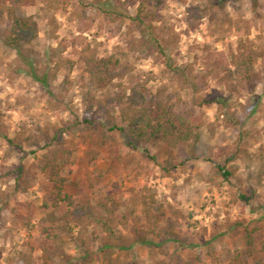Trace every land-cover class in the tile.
<instances>
[{
	"label": "rangeland",
	"instance_id": "obj_1",
	"mask_svg": "<svg viewBox=\"0 0 264 264\" xmlns=\"http://www.w3.org/2000/svg\"><path fill=\"white\" fill-rule=\"evenodd\" d=\"M32 1L19 8L38 23L31 44L18 51L6 47L1 33L9 22L0 19V264H22L20 252L30 254L33 264H103L100 248L114 243L100 225L86 227L91 255H84L74 241L80 228L61 220L67 206H50L51 186L34 163L43 153L38 133L59 128L73 144L72 162L63 172L73 200L88 196L93 206L106 200L112 231L123 247L140 233L160 232L159 238L147 236L150 244L114 249L111 259L122 264H252L251 258H242L243 229L234 224L257 226L256 247L264 243V0L254 5L228 0L214 21L207 16L195 30L187 27L185 9L197 0H160L157 19L143 24L131 20L135 6L119 4L125 0ZM109 7L126 16L105 17L100 8ZM148 36L165 56L143 57L136 50ZM240 48L258 56L250 81L237 82L212 66L220 58L233 71L232 57ZM81 54L113 55L133 67L132 76L120 82L124 87L144 84L148 97L185 103L202 117L198 140L173 149L134 140L129 146L130 140L110 130L122 126L118 106L103 100L119 88L96 89ZM85 93L102 101L103 108L87 111ZM194 99L215 102L198 107ZM85 117L92 124L83 123ZM217 166L231 172L228 180ZM18 167L22 172L15 181ZM241 193L252 196L248 206ZM53 225L67 259L49 263L37 246L45 237L42 227ZM163 230L172 240H164Z\"/></svg>",
	"mask_w": 264,
	"mask_h": 264
},
{
	"label": "trees",
	"instance_id": "obj_2",
	"mask_svg": "<svg viewBox=\"0 0 264 264\" xmlns=\"http://www.w3.org/2000/svg\"><path fill=\"white\" fill-rule=\"evenodd\" d=\"M153 4L150 10L147 7L151 0H125L119 3L121 6L130 4L135 6V15L131 18L139 24H143L146 20L155 21L157 19V10L160 0ZM238 1V0H236ZM119 2V1H118ZM228 0H197L195 3L186 7V23L189 30H195L201 19L209 17L210 20L216 19L217 11L223 7ZM253 5L256 0H252ZM32 0H0V19L5 17L9 22V26L4 28L1 33L2 43L16 51L25 45L31 44L39 33L38 23L33 15L20 14L19 8L27 4H32ZM105 17L116 16L125 17L118 9L100 8ZM149 37V36H148ZM136 44V50L143 57L165 56L162 46L156 39L144 38ZM209 54L208 58L211 59ZM255 53L246 54L241 48L236 55H233L232 62L234 69L231 71L228 67L223 66L220 58L212 61L214 68H222L227 76L233 75L237 82L250 81L255 75L253 73V64L257 59ZM86 72L89 78L94 82L96 89L107 92L110 87H118L119 90L113 96H103L104 101L113 100L118 106V116L122 126L112 125L110 130L117 131L124 135L129 146H133L131 140L138 141L142 144H150L151 146L163 145L167 149H173L177 146L195 143L199 138V129L203 125L202 117L195 114L185 103L179 104L170 100H162L158 94L147 96V89L144 84L135 83L128 87H124L120 82L132 76L133 67L128 64L121 63L113 55L102 58L94 56H86L81 54ZM168 66V64H167ZM87 111L102 109V101L93 97L90 93L82 96ZM196 106L211 105L215 101H201L194 99ZM86 124H92V121L86 117L82 121ZM64 128L53 130L51 134L40 131L38 133L39 141L42 144L43 153L34 163V168L42 174L51 186L50 206L58 208L64 203L67 210L62 214L61 220L67 226L74 224L80 229L77 236L74 237L76 246L80 248L84 255H91L90 238L85 233L86 227L100 225L106 234V237L114 243H106L100 248L101 262L103 264H122L115 259H111L114 249H128L134 244L147 245L150 241L147 239L149 234L159 238L160 232L150 229L136 235L128 247H123L118 242L119 238L112 231L109 215L110 209L106 204V200L102 201L100 206H93L88 196L82 197L78 201H74L72 195L66 190V178L63 174L64 170L72 162L73 144L63 139ZM6 142L16 148H20L18 143L12 139L3 137ZM134 147V146H133ZM233 157L227 159L231 160ZM153 160L154 158L151 157ZM219 173L224 180H228L232 175L231 172L222 166H217ZM163 172H168L169 167H161ZM21 168H17V177L21 176ZM26 185L22 191L28 188V175L24 178ZM240 200L245 205H249L252 199L251 195L245 193L239 194ZM45 206L47 204L45 203ZM159 219L154 220L156 223ZM243 229V238L245 241L244 256L252 259V264H264V243L260 248L256 247V232L258 227L249 228L243 223H235ZM56 227V226H55ZM57 228V227H56ZM54 225L52 227H42L45 233L44 239L38 244L37 250L40 251L44 262H53L56 259H67V255L63 249L60 237L55 233ZM68 230H71L67 227ZM167 237L164 240H172L170 232L161 231ZM106 249H110L107 251ZM22 264H33L30 260V254L19 253Z\"/></svg>",
	"mask_w": 264,
	"mask_h": 264
}]
</instances>
